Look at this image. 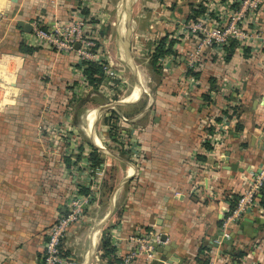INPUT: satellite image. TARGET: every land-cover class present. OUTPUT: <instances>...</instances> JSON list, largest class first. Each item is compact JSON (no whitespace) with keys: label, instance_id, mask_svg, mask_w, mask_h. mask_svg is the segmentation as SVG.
I'll return each instance as SVG.
<instances>
[{"label":"crops","instance_id":"crops-1","mask_svg":"<svg viewBox=\"0 0 264 264\" xmlns=\"http://www.w3.org/2000/svg\"><path fill=\"white\" fill-rule=\"evenodd\" d=\"M126 1L0 0V264H40L49 228L67 212L72 192L75 188L90 192L91 186L94 197L63 244L64 252L77 264H110L101 248L108 229L119 251L133 245L131 235L162 233L176 244L170 251L183 259L171 264H199V257L215 251L223 220L246 186L244 178L260 172L264 162V45L249 58L240 46L231 60L225 54L222 61L207 54L200 64V80L207 87H192L184 80L189 44L184 34L181 41L176 39L167 59H158L155 66L149 48L160 37L168 35L169 40L180 30L190 3L218 0H153L149 15H140L146 28H140L137 21V33L131 26L136 0H129L128 6ZM79 2L98 23L112 22L110 29L115 20L108 10L114 7L119 22L113 38L116 56L109 52L108 38L104 44V35L98 33V42L128 79V87L119 96L110 97L106 92L110 90L100 87L93 91L79 71L75 52H58L40 44L31 37L32 31L19 25V21L32 25L38 20L50 26L69 20ZM119 14L128 19L126 27L120 26ZM250 24L264 30V1ZM130 34L142 37L143 51L134 50L136 41L123 44L122 38L127 40ZM21 41L43 48L29 57L17 51ZM137 55L149 60L158 82L149 84L150 76L149 81L142 77L141 65L130 62ZM125 64H130L128 71ZM210 77L215 78L213 84ZM223 81L238 84V93L221 95ZM204 93L210 102L203 100ZM91 111L94 121L88 122ZM219 114L228 115V132L212 153L205 138L219 132ZM110 125L116 130L130 128L135 149L112 140ZM57 126L64 129L62 140L56 139ZM93 147L103 159L96 167L90 161ZM247 217L256 219L255 223L242 227L240 220L231 230L233 245L222 247L227 264H246L243 257L249 254L255 264H264V221L259 220L264 215ZM157 257L166 258L160 253ZM151 262L142 257L133 264Z\"/></svg>","mask_w":264,"mask_h":264},{"label":"built area","instance_id":"built-area-1","mask_svg":"<svg viewBox=\"0 0 264 264\" xmlns=\"http://www.w3.org/2000/svg\"><path fill=\"white\" fill-rule=\"evenodd\" d=\"M262 1L225 0V3L221 2V0L214 3L205 1L202 3L207 7V10L200 19L197 21H188L186 19L184 23L180 22V30L172 34L169 41L177 39L176 42H179L178 40L181 41L180 36L184 34L185 40L189 43L185 53L186 74H184V80L189 85L206 89L207 84L202 86L200 77L188 74V70L199 71L201 69V61L207 54L216 55L218 60L222 61L225 54L224 47L233 39L239 42L240 47L249 46L253 51L260 44L264 45V33L260 27H250V23L255 21V17H258L262 9ZM236 2H239V7L235 9L232 7V4ZM42 25L38 20L32 22L31 37L40 44L55 49L58 52H75L80 60L79 71L85 83L86 77L83 74L84 66L82 65V61L91 60L97 61L103 66L106 78L99 87L103 88V90H110L106 91L110 97L119 96L122 93L121 90L128 87V79L121 72V65L113 61L105 46H102L98 42L100 41L98 33L104 25V21L100 20L99 23L97 21V23L91 24L89 17L82 15L78 9H74L69 20L56 21L48 26V28H43ZM102 38L105 44V36ZM134 38L137 43L134 46V50L136 49L138 52L143 51L146 46L142 45V37L137 34ZM140 41H142L141 44H139ZM155 49L152 46L149 48V52L154 53ZM146 50L148 49L146 48ZM105 54H108V57ZM167 57L168 55L165 54L159 60L164 61ZM175 57L178 58V56ZM238 89V84H233L229 81H223L219 88L223 96L234 95L238 93ZM218 116L221 117L219 134L209 135L205 138V142L209 143L212 147L209 150L212 153L216 149H219L223 143L224 136L228 132L226 127V123L229 122L228 115L219 114ZM70 122V119L66 121L69 126H71ZM112 127L114 126L110 125V128ZM65 129L69 130L70 128L66 127ZM62 132H64V129L61 126H57L55 130L56 139L62 140ZM116 132L115 139L118 142L125 144L127 148L135 149L134 134L130 128H119ZM100 146L103 147V145ZM97 172L102 174L103 170L101 169V171L98 170ZM244 180L246 186L240 192L234 208L228 212L223 220L221 238L216 239V248L208 257V264H227L228 259L222 250V247L225 245L223 238H229L232 227L244 217L253 213L264 215V207L259 203L257 198L264 184V162L257 175L253 178H244ZM93 190L94 186H91L90 192L84 194L81 192V189H74L67 202V212L60 215L49 228L40 264H77L72 256L64 254L63 244L70 227L82 218L86 207L91 203L92 197H94ZM161 235L162 233L152 235L149 232L131 235L129 242L133 243V245L128 247L126 251L117 250V256L121 258L119 264H133L134 260L142 257L151 261L157 259L158 252L155 244H168L170 242L168 235H166V240H162ZM113 236L112 234V239ZM113 243L116 244L115 240ZM243 261L246 264H255L250 258V254L244 256Z\"/></svg>","mask_w":264,"mask_h":264},{"label":"trees","instance_id":"trees-1","mask_svg":"<svg viewBox=\"0 0 264 264\" xmlns=\"http://www.w3.org/2000/svg\"><path fill=\"white\" fill-rule=\"evenodd\" d=\"M173 6L174 5H172V7ZM232 7L235 9L238 8L239 2L233 3ZM189 8H190V12L186 17V19L188 21H197L206 13V10H207V7L203 3H190ZM74 9H75V7H74ZM76 9H78L82 15L89 17L90 22L97 23V20L93 17V15L90 14V10L87 6L82 5L79 2L78 7ZM42 26H43V28H48V26H46V25H42ZM99 34L103 35V31L100 30ZM175 41L176 40H174V39H171L169 41L168 35L162 36L157 40V44L155 45L156 49H155L154 53L152 54V63L154 64V66L156 65V62L158 61V59L161 56L172 52L173 44L175 43ZM238 46H239V42L237 40L233 39L232 41H230V43L224 47L225 59L231 60V58L235 54V50ZM42 48L43 47L39 46V45H29L25 41H21L17 45V51L26 55V56H29V57H33ZM242 53H243V56L245 58H249V57H252L253 50L251 49V47L245 46V47H242ZM82 65L84 66L83 74L86 77V83L92 87L93 91H97L100 84L106 78L103 66L100 63H98L97 61H91V60L82 61ZM188 74L194 75L196 77H201V78L203 75L201 69H199V71L189 69ZM209 80H210V83H212V84L215 82L214 77H210ZM202 97H203L204 101H207V102L211 101L209 95L206 93H204L202 95ZM233 114H237V109H234ZM111 117L113 118V116H111ZM113 126L114 127H112L110 130V136H111L112 140H115L117 132H116L115 125H113ZM237 129H241L240 124H238ZM207 147H210V146L207 145ZM201 158H204V157H201ZM102 160L103 159L100 156V152H99L98 148L93 147V152L90 155L91 165L93 167L99 166L102 163ZM81 192H83L84 194L89 193V191L86 190V188L85 189L82 188ZM238 197H239V195L235 196V199L232 203L231 209L234 208ZM257 198L259 200V203L264 207V184H263L261 191H260L259 195L257 196ZM101 248L104 252V255L108 258V261L110 264H119L120 263L121 258H119L117 256L118 255L117 254V247L113 244L112 233L109 231V229L103 233V236L101 238ZM64 254L67 255L65 252H64ZM241 255H242V253H239L237 256H241ZM208 261H209L208 257H204V258L199 257L198 258L199 264H208Z\"/></svg>","mask_w":264,"mask_h":264},{"label":"rangeland","instance_id":"rangeland-1","mask_svg":"<svg viewBox=\"0 0 264 264\" xmlns=\"http://www.w3.org/2000/svg\"><path fill=\"white\" fill-rule=\"evenodd\" d=\"M264 1V0H263ZM263 1H262V5H263ZM128 3H129V0H127L126 1V5L128 6ZM113 4H116V0H113ZM124 4V5H125ZM171 4V3H170ZM169 4V5H170ZM149 7H153V0H136L135 2H134V4H133V12H132V18H133V21H132V23H131V26L132 27H134V29H133V31H134V33H137L136 31H138L139 29L137 28V21L139 22V20H140V28L141 27H143V29H145L146 27H144V24H146V22H141V21H143V20H145V18H141V14L142 13H144V12H146L148 15H149V13L151 12L150 11V8ZM108 8V7H107ZM109 11V14H110V19L111 20H115V24L116 25H118L119 26V22H118V24L116 23V16L114 15L115 14V12H114V7H113V9H111V10H108ZM186 19V18H185ZM119 20H120V22H121V24H120V26H127V21H128V19H125V18H123L122 16H120V14H119ZM146 21V20H145ZM125 22V25H122L123 23ZM113 23L111 22V23H107L105 26H102L101 27V29L100 30H102L103 31V35L106 37V38H108V40H110L111 42V44H109V52H112V54H116L115 52H116V47H115V44H114V40H113V38L115 37V33H116V25L114 24V26H113V28H111L110 29V27H111V25H112ZM147 25V24H146ZM115 27V28H114ZM113 29V30H112ZM133 31H132V33H133ZM262 32L264 33V30L262 29ZM133 34H130V37H129V39H125V38H122V41H123V44L125 45V46H127V44H128V42H130V43H135V38H134V35L132 36ZM128 52V51H127ZM116 56V55H115ZM123 57L124 58H126L127 60L129 59V56L128 55H126V56H124L123 55ZM130 60V59H129ZM133 60V59H132ZM131 63H134L135 64V62H136V64H140L141 65V67H140V72L142 73V77H144L146 80H148V76H150L149 78L151 79V81H149L150 83L149 84H151V83H153V81L152 80H156V82H158L157 81V77H156V75H155V72L154 71H152V68H151V65H149V60L147 61L146 59H145V56H139V55H137V57L135 58V60H133V61H130ZM128 65H130V64H128ZM128 65H126L125 64V66H126V68H127V71L129 70V67H128ZM131 82H133V81H131ZM150 88H151V86H150ZM130 89H131V87H130ZM130 89H127L128 91H127V93L126 94H130L131 93V91H130ZM128 95H126V97L128 96ZM88 107H85V109H87ZM89 109V108H88ZM89 111V110H88ZM88 111H86V113H85V116H86V114L88 113ZM93 112L91 111L90 113H89V116H88V122H90V121H94V117H93V114H92ZM86 138V137H85Z\"/></svg>","mask_w":264,"mask_h":264},{"label":"water","instance_id":"water-1","mask_svg":"<svg viewBox=\"0 0 264 264\" xmlns=\"http://www.w3.org/2000/svg\"><path fill=\"white\" fill-rule=\"evenodd\" d=\"M184 21H186V19ZM19 25L24 27L27 32L32 31V25L30 23H25L24 21H19ZM77 47H78V45H77ZM233 169H234V166H233ZM259 220L264 221V219H262V218H260ZM255 221H256V219L246 216L243 218L242 227L245 224L246 225H253L255 223ZM221 235H222V232L220 231L218 238H221ZM161 239L166 240V235L162 234ZM234 240H235V234L232 233L229 238H223V243L232 246L234 243ZM155 246H156L157 252L164 255V257H166V258L153 259L151 264H171L173 262L182 263V261H183L182 257L180 255H178L177 253H172L170 251L171 247H176L175 242L168 243V244L156 243Z\"/></svg>","mask_w":264,"mask_h":264},{"label":"bare ground","instance_id":"bare-ground-1","mask_svg":"<svg viewBox=\"0 0 264 264\" xmlns=\"http://www.w3.org/2000/svg\"><path fill=\"white\" fill-rule=\"evenodd\" d=\"M121 1V0H120ZM123 8V7H122ZM122 13V12H121ZM123 15V14H122ZM94 236H95V234H94ZM96 238V237H95Z\"/></svg>","mask_w":264,"mask_h":264}]
</instances>
